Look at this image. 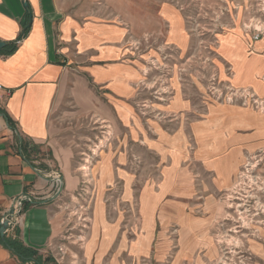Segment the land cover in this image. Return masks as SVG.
I'll return each mask as SVG.
<instances>
[{"label":"crops","instance_id":"1","mask_svg":"<svg viewBox=\"0 0 264 264\" xmlns=\"http://www.w3.org/2000/svg\"><path fill=\"white\" fill-rule=\"evenodd\" d=\"M23 1L0 0V41L15 42L29 25L16 51L0 54V224L24 195L35 202L5 234L29 252L19 257L0 235V264H141L148 256L214 264L226 206L219 196L264 161V110L204 103L201 63L183 57L191 9L162 4V49L177 51V71L171 89L162 77L156 84L163 102L152 96L141 109L154 70L167 75L170 60L135 52L123 0H25L30 14ZM199 2L225 18L212 62L218 78L264 98V35L254 39L264 32V0ZM191 65L187 95L178 80ZM79 130L90 142L86 134L97 131L93 154L77 150Z\"/></svg>","mask_w":264,"mask_h":264},{"label":"rangeland","instance_id":"2","mask_svg":"<svg viewBox=\"0 0 264 264\" xmlns=\"http://www.w3.org/2000/svg\"><path fill=\"white\" fill-rule=\"evenodd\" d=\"M199 1L201 0H123L120 2L121 9L127 15L125 23L132 26L133 34L137 37L135 52L138 53L139 57H156L158 63H160L162 56L169 55L170 60L167 75L163 74L161 76L158 72L160 70L155 69L154 71L157 73H154L152 77L149 76L151 80L148 82L149 86H146L150 90L141 93L144 94L142 95L144 99L141 102V109L147 107L144 101L146 99L149 100L152 96V100H156L159 103L163 102V98L157 90L158 81L161 77L164 82L166 81L164 84L169 83L168 87L171 89V83L175 76L171 72L177 71V65H174L176 62H174L173 57L176 59L179 54L174 49H162L163 41L166 38L167 24L162 22L159 14L163 3L171 4L175 7H178L180 3L186 9H191L190 17L187 16V31L192 42L183 57L187 59L196 57V61L201 63V68L198 69L196 67V69L199 71L197 79L201 83L204 103L238 104L240 106H249L257 111L264 110V98H260L247 90H235V88H231L225 81H221L218 78L212 62H214L216 56V47L219 46V38L222 36L220 24L223 23L225 18L224 16L218 19L212 17L210 7L201 4ZM97 4L99 3L97 2ZM109 6L107 5L106 7L109 8ZM192 8H196L195 13ZM191 67L186 69L184 73L180 71L184 74V77L180 76V81L178 80L180 84H184L187 95H192V89L195 86L192 81L193 67ZM151 92H154L152 93L153 95L150 94ZM169 92L173 91L170 90ZM65 127L68 126L66 125ZM94 132L97 133L96 130ZM92 133L93 131H89L86 134L87 138L90 137V142L86 139L82 140V131H73V139L78 142L76 147L81 153L84 151L93 154L94 149H96L94 143H97V134L95 133V136H93ZM251 163L241 170L234 190L219 196L220 199L226 202V206L223 207L224 211H222L223 220L220 221L213 234L217 248V260L214 264H264V161L258 164L253 160ZM79 164L85 166L87 163L79 159L75 162V165ZM149 179L152 181L154 178ZM143 180L144 177L141 178V181ZM155 180L157 181V179ZM142 184L146 183H140L139 187ZM59 188L58 185V194L61 193ZM140 195L141 193L138 192L137 196L139 198ZM33 201L35 202V200ZM160 212L161 210L156 214ZM199 215L203 216V213ZM139 227L140 225L137 226V232H139ZM69 231L70 228L68 227L64 233ZM159 231L161 233V230ZM172 234L177 236V227H174ZM154 258L151 259L148 256L146 260H142L141 264H159L160 262H156ZM164 264H167V262L165 261Z\"/></svg>","mask_w":264,"mask_h":264},{"label":"trees","instance_id":"3","mask_svg":"<svg viewBox=\"0 0 264 264\" xmlns=\"http://www.w3.org/2000/svg\"><path fill=\"white\" fill-rule=\"evenodd\" d=\"M29 31V25L27 22H25L23 24V31L22 34L19 36V38L12 43H7V47L3 50H0V54H12L16 51L18 43L25 38V36L27 35ZM0 113H4L0 110ZM7 121L9 122V124L13 127V122L12 120L7 117ZM2 242L5 244V246H7L13 253H15L16 255H18L19 257L23 258L24 254H26L27 252H29V250H27L26 248H24L22 245H20L18 242H12V241H8L5 239H2ZM26 252V253H25Z\"/></svg>","mask_w":264,"mask_h":264},{"label":"built area","instance_id":"4","mask_svg":"<svg viewBox=\"0 0 264 264\" xmlns=\"http://www.w3.org/2000/svg\"><path fill=\"white\" fill-rule=\"evenodd\" d=\"M264 35V32L262 31H258L257 34L255 35V39L256 40H259V38L261 36ZM2 90V87L0 86V91ZM34 199L31 198L30 196H27V195H24L22 198H20L15 204H14V207L13 209L11 210V212H13V215H9L10 212H8L6 214V218L9 219V225L12 224V220H14L15 217L19 216L23 211H24V207L26 205H31L33 204V201Z\"/></svg>","mask_w":264,"mask_h":264},{"label":"water","instance_id":"5","mask_svg":"<svg viewBox=\"0 0 264 264\" xmlns=\"http://www.w3.org/2000/svg\"><path fill=\"white\" fill-rule=\"evenodd\" d=\"M23 5H24V8L26 9L27 13L30 14L29 5H28V3L25 2V0L23 1ZM6 47H7V43L0 41V50L5 49ZM9 215H13V212H10ZM0 226H1L0 235L3 239H5V234H6L8 227H9V219H7L5 217L4 220L1 222Z\"/></svg>","mask_w":264,"mask_h":264}]
</instances>
